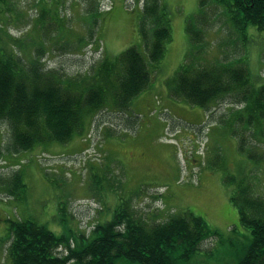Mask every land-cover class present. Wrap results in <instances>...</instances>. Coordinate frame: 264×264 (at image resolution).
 I'll list each match as a JSON object with an SVG mask.
<instances>
[{
    "label": "rangeland",
    "instance_id": "374dc122",
    "mask_svg": "<svg viewBox=\"0 0 264 264\" xmlns=\"http://www.w3.org/2000/svg\"><path fill=\"white\" fill-rule=\"evenodd\" d=\"M206 1L203 9L215 8L216 12L210 10L208 21L202 24L193 16L200 9V0H159L170 17L171 39L150 85L131 100L123 125H116L123 113L105 109L92 123L87 115L82 132L68 142L54 141L0 157V177L19 170L26 183L21 196L0 190V218L32 217L56 234L79 233L92 229L96 220L110 217L121 200L134 196L133 207L145 217L159 220L173 211H192L219 233L203 241L186 264L234 261L233 253L242 250L251 233L239 222L238 210L229 198L233 186L224 182V176L247 174V183L264 192V136L254 127L240 131L239 123H231L227 117L237 106L225 109L221 104L210 115L174 97L169 78L191 45L186 32V20L191 16L192 26L195 23L194 27L205 32L203 62L221 58L223 53L228 59L246 54L252 78L264 83V31L249 26L243 44L221 7L214 0ZM143 3L100 0L99 11L92 18L88 0H0V38L8 42L6 32L23 36L32 49L39 43L38 35L46 36L41 37L45 48L42 64L48 70L57 69L64 78L86 75L105 53L113 56L132 44H137L148 61L140 39L132 42L135 30L139 35ZM107 8L113 9L105 12ZM238 132L247 135L245 150H252L248 152L254 157L240 151ZM8 139L7 126L1 123L2 146ZM5 232V223H1L0 237ZM7 245L0 244V264H9ZM115 264L139 263L121 257Z\"/></svg>",
    "mask_w": 264,
    "mask_h": 264
},
{
    "label": "trees",
    "instance_id": "16d2710c",
    "mask_svg": "<svg viewBox=\"0 0 264 264\" xmlns=\"http://www.w3.org/2000/svg\"><path fill=\"white\" fill-rule=\"evenodd\" d=\"M88 1L93 18L100 0ZM205 4L206 0H200V9L193 15L202 24L215 9L206 12ZM214 4L232 22L243 44L249 26L264 31V0H214ZM42 18H37L38 25ZM169 18L159 0H144L138 32L148 61L137 44H132L116 55L105 53L90 73L71 78L60 77L57 69L44 68L42 35L30 49L23 36L6 32L10 40L0 38V124L7 126L9 139L4 146L0 141V157L54 141L68 142L75 133L82 132L87 115L92 123L105 109L123 113L121 122L115 123L123 125L131 100L150 85L153 71L164 56L165 44L171 39ZM191 22L194 17L190 16L186 32L191 45L169 78L171 94L210 115L221 104L225 109L237 106L227 117L231 123H239L240 131L254 127L264 136V83L252 78L247 55L228 59L223 53L221 58L203 62L205 32ZM232 131L237 134L234 127ZM238 137L240 151L254 157L248 152L252 150H245L247 135L238 132ZM248 180L247 174L224 176V182L233 186L229 198L238 210L239 222L251 233L242 250L233 253L230 264H264V192L253 189ZM0 190L21 196L26 190L21 172L0 177ZM133 197L121 200L110 217L96 220L92 229L79 233L68 230L56 234L35 218L11 219L6 215L0 219V225L6 226L0 244L8 242L9 264H115L121 257L139 264H186L203 241L219 234L192 211H173L159 220L145 217L133 207Z\"/></svg>",
    "mask_w": 264,
    "mask_h": 264
},
{
    "label": "crops",
    "instance_id": "0c3cea01",
    "mask_svg": "<svg viewBox=\"0 0 264 264\" xmlns=\"http://www.w3.org/2000/svg\"><path fill=\"white\" fill-rule=\"evenodd\" d=\"M113 4V3H112ZM113 7H116V5L115 4H113ZM113 9V8H112ZM111 9V10H112ZM111 10H109V11H106V12H110ZM140 39V37H139V35H138V33H137V31L135 30V37L133 38V40H132V42H137L138 40Z\"/></svg>",
    "mask_w": 264,
    "mask_h": 264
},
{
    "label": "flooded vegetation",
    "instance_id": "af4514ba",
    "mask_svg": "<svg viewBox=\"0 0 264 264\" xmlns=\"http://www.w3.org/2000/svg\"><path fill=\"white\" fill-rule=\"evenodd\" d=\"M1 219V218H0Z\"/></svg>",
    "mask_w": 264,
    "mask_h": 264
}]
</instances>
